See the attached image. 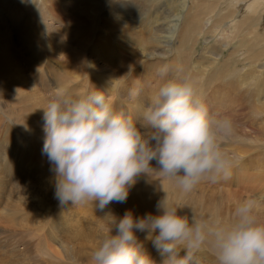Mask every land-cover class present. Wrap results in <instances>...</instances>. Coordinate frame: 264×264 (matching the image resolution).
Returning <instances> with one entry per match:
<instances>
[{
  "label": "bare ground",
  "instance_id": "bare-ground-1",
  "mask_svg": "<svg viewBox=\"0 0 264 264\" xmlns=\"http://www.w3.org/2000/svg\"><path fill=\"white\" fill-rule=\"evenodd\" d=\"M3 2L0 264H92V251L111 226L112 217L106 214L117 218L126 211L134 216L159 214L156 203L165 197L182 208L181 215L219 217L228 223L242 199L264 194V83L259 80L264 76V0H220L205 20L196 5L185 7L180 0L158 2L148 11L126 3L108 8H97L96 3L88 10L76 6L75 0H52L55 5L46 0ZM63 3L67 10L62 11L61 21L53 10H62ZM228 10L232 13L225 22ZM214 23L219 25L216 30ZM194 35L200 39L201 51L187 55L181 42ZM73 36L75 46L66 41ZM223 40L229 42L222 45ZM210 44L214 52L207 51ZM199 54L205 58L203 72L195 62ZM238 55L247 63L235 75ZM165 65L168 76L191 79L210 113L233 120L234 133L223 142L224 151L237 161L232 176L215 183L203 181L184 192L163 177L152 160L150 166L157 171L140 174L125 202H110L103 210L92 202L60 205L54 198L55 174L41 151L43 108L58 91L82 96L95 88L105 91L114 109L139 126L142 108L167 78L159 74ZM135 67L139 73L133 72ZM228 180L237 191L226 190ZM136 234L154 264H162L166 257L145 239V233ZM203 249L198 253L200 264L210 255L215 259L205 264H216L215 248L206 244Z\"/></svg>",
  "mask_w": 264,
  "mask_h": 264
},
{
  "label": "clouds",
  "instance_id": "clouds-1",
  "mask_svg": "<svg viewBox=\"0 0 264 264\" xmlns=\"http://www.w3.org/2000/svg\"><path fill=\"white\" fill-rule=\"evenodd\" d=\"M168 71L160 68L167 78L142 108L139 126L95 88L82 96L58 91L43 108L41 151L55 174L54 198L60 205L92 202L103 210L110 202H125L140 174L157 171L152 160L184 192L232 176L237 161L223 142L234 133L233 120L210 113L191 79ZM261 203L264 194L242 199L228 223L181 215L182 208L165 197L156 203L159 214H106L111 226L92 251V264H154L137 232L166 257L162 264H200L198 253L206 244L215 248L216 264H264Z\"/></svg>",
  "mask_w": 264,
  "mask_h": 264
},
{
  "label": "rangeland",
  "instance_id": "rangeland-1",
  "mask_svg": "<svg viewBox=\"0 0 264 264\" xmlns=\"http://www.w3.org/2000/svg\"><path fill=\"white\" fill-rule=\"evenodd\" d=\"M2 1V2H1ZM49 4H51V5H55V4H52V0H46ZM50 1V2H49ZM162 1H164V0H127L125 3L128 5V6H132L133 4H137V6L139 7H142V9H143V11H148V10H150V9H152V10H154L155 9V7H157V6H159V3L158 2H162ZM182 3H183V5L185 6V7H193V6H195L196 5V8H198L199 9V14H200V16H201V18L203 19V20H205L208 16H210L211 14H209V12H210V9L212 8V10H214V8L218 5V1H220V0H180ZM133 2V3H132ZM4 2H3V0H0V4H3ZM96 3H97V8L98 7H100V6H102L103 5V7H109V5H111V6H115V5H118V6H125V3L124 2H122L121 0H113V1H111V0H75V5L76 6H79L80 7V5L82 4V6L84 7V9H88V10H93L94 8H95V6H96ZM139 4V5H138ZM105 5V6H104ZM110 6V7H111ZM56 7V6H55ZM61 9L62 10H59V12L57 11L56 12V8L53 10V13L54 14H58L59 16H60V18H58L59 20H61L62 21V18H63V13H62V11L64 10H67V8H66V6H65V4L63 3V5L61 6ZM104 10H106V9H104ZM217 10H219L218 9V7H217ZM61 11V12H60ZM231 11V12H230ZM108 12V11H107ZM227 12V11H226ZM225 11H224V13H225V17H226V21L225 22H228L230 19H229V15L232 13V10H228V12L226 13ZM106 13V12H105ZM228 15V16H227ZM64 19V18H63ZM103 20H106V18L105 19H103ZM214 25L216 26H214L215 28H214V30H216V29H218V27H219V25L217 24V23H214ZM1 26H3V24L1 25ZM194 28L195 29H197L198 28V26L197 25H195L194 26ZM224 28V27H223ZM211 30V29H210ZM213 30V29H212ZM219 31V30H218ZM214 32H216L217 33V31H214ZM211 33H209V35H210ZM76 36H73V39H69V41H68V39L66 40L70 45H72V46H75V40H76ZM196 38H198V37H196L195 35L194 36H192V40H191V38H190V40H188V41H186V42H184L183 40H182V42H181V45L183 46H181L180 44L178 45V43L175 45L176 47H179V46H181L182 48H180V49H182V51L184 50L185 52H187L188 54L187 55H189V54H193V53H195V51H198V52H200L201 51V48H202V46L200 45V39L199 40H196ZM73 40V41H72ZM72 41V42H71ZM102 41H104V40H102ZM190 41V44H188V42ZM184 42V43H183ZM227 42H229L228 40H223V41H221V43L220 44H224V43H227ZM95 45H100V42L99 43H97V42H95L94 43ZM104 44L105 45H107V42H104ZM184 44V45H183ZM178 45V46H177ZM213 45V44H212ZM212 45L210 44L209 45V47L207 48V51H212V52H214V50L213 49H211V47H212ZM231 45V44H230ZM129 46V45H128ZM199 46V47H198ZM225 56H226V54H225ZM237 58H238V60H237ZM205 58H204V55L203 54H199L197 57H196V59H195V62H196V66L198 67V70H199V72H203V65H204V63H205V60H204ZM235 68H236V71H235V75H237L238 73H240V71H238V69H240L241 67H242V64H243V62L244 63H247V61L246 60H244L243 59V57L241 56V55H238L237 57L235 56ZM173 60H174V58H173ZM173 60H171V62H173ZM240 60V61H239ZM237 61V62H236ZM239 61V62H238ZM99 66H101V64H98ZM165 66H167L168 67V65H165ZM251 66V65H250ZM137 67H135V71H133V72H138L139 73V69L137 68ZM139 78V77H138ZM137 78V79H138ZM141 78V77H140ZM264 79V76L263 77H259V80H260V82L262 81L263 83H264V80H262V79ZM139 83L138 84H140V79H138L137 80ZM139 87H140V85H138V88L137 89H139ZM261 89H262V86H261ZM263 93H264V91H263ZM244 143H249V142H247V141H245ZM229 183V184H228ZM225 188H226V190L227 191H231V192H234V191H237L238 190V188H236L234 185H232V184H230V181L228 180V181H226V183H225ZM264 206V205H263ZM201 252H205V249H202V251ZM215 259V256H213V255H210V256H208L207 258H203V264H205V263H207V262H212L213 260Z\"/></svg>",
  "mask_w": 264,
  "mask_h": 264
}]
</instances>
